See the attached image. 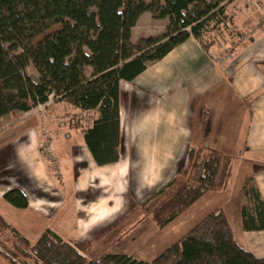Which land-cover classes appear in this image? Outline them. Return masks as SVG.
Returning <instances> with one entry per match:
<instances>
[{
    "label": "trees",
    "instance_id": "obj_1",
    "mask_svg": "<svg viewBox=\"0 0 264 264\" xmlns=\"http://www.w3.org/2000/svg\"><path fill=\"white\" fill-rule=\"evenodd\" d=\"M232 1L0 0V131L5 116L29 113L54 95L56 101L82 113L99 112L88 128L75 118L70 127L83 130L98 165L118 162L120 83L134 81L149 63L161 60L190 37L208 51L214 35L230 31L226 12ZM146 13L155 20L167 19V33L135 44L133 29ZM30 65L36 80L26 72ZM188 162L187 175L192 180H181L184 172L142 206L160 228L177 220L207 192L225 190L232 177V159L212 149L191 147ZM246 196L252 205L241 210L244 230L264 231L260 192L249 188ZM4 199L17 209L29 207L19 189L9 191ZM8 230L14 239L13 251L4 236ZM87 250L86 244L65 241L52 229H46L32 245L0 214V253L11 264H264V259L238 244L221 209L152 262L125 254L90 259Z\"/></svg>",
    "mask_w": 264,
    "mask_h": 264
},
{
    "label": "crops",
    "instance_id": "obj_2",
    "mask_svg": "<svg viewBox=\"0 0 264 264\" xmlns=\"http://www.w3.org/2000/svg\"><path fill=\"white\" fill-rule=\"evenodd\" d=\"M261 8H264V0H233L226 12L230 31L223 36L214 35L208 51L190 37L161 60L149 63L134 81L120 83L122 147L116 163L98 165L81 140L84 133L77 134L80 128L71 130L69 124L72 133L69 131L71 136L65 137L60 132L65 128L55 124L51 115L46 117L47 122L35 111L5 116L0 131V214L8 220L10 214L18 213L43 217L45 214L37 208L43 207L47 196L67 207L70 202H65L63 191L77 203L80 194L91 192L95 193L88 197L93 216L104 218L113 212L110 208L121 205L125 208L124 203L132 199L127 200L124 195L130 184L128 171H132L131 178L138 181L132 192L143 199L147 192L161 189L180 174L184 168L181 165L188 161L191 145L231 156L235 162H245L246 175L252 178L251 188L260 192L264 202ZM147 15L149 13L139 22ZM133 37L134 32L132 40ZM228 47L230 51L226 50ZM65 103L59 104L62 113L68 111L67 106L72 113L78 110ZM54 109L48 114L56 112ZM87 113L97 114L96 120L100 116L97 110ZM43 130L52 138L54 156L59 161L58 169H54L62 186L55 181L41 151L46 137ZM236 174L234 171L231 181ZM13 189L24 193L29 202L27 209H17L5 201L4 196ZM227 217L238 244L264 259V231H245L242 215L236 224ZM16 229L24 236L23 228Z\"/></svg>",
    "mask_w": 264,
    "mask_h": 264
},
{
    "label": "rangeland",
    "instance_id": "obj_3",
    "mask_svg": "<svg viewBox=\"0 0 264 264\" xmlns=\"http://www.w3.org/2000/svg\"><path fill=\"white\" fill-rule=\"evenodd\" d=\"M146 1L149 2L150 0ZM168 24L169 21L167 19L162 21L155 20L150 14L147 15L139 22L135 31H133V43L137 44L142 38L163 36L167 33ZM226 50L230 51L231 48L228 47ZM26 72L33 80H36L37 73L33 66L30 65ZM60 103L61 101H55L42 113L38 112V114L41 115V117L44 116L43 122H47L45 121L46 117L51 115L55 119V124L59 123L62 128H65L60 131L65 137L66 135H70V128L68 125L71 122L66 118L70 119L73 116L72 118L77 120L82 119L84 121V126L82 127L84 128H88L89 125H92L96 120L95 116L97 114L82 113L79 110L72 113V109H69L67 105L66 109L68 108V111H64V114L59 105ZM52 108H56L54 109L56 112L53 113L51 111V113L48 114V111ZM32 111L36 112V109ZM60 113H62V119H59L58 115ZM71 130H73V128ZM43 131L45 132L43 133L45 136L51 138L47 130ZM80 131L77 133L78 135L79 133H83L82 129H80ZM70 132L72 133V131ZM81 140L86 144L85 137H82ZM193 146L198 145H191L190 147ZM227 157L231 158L233 161L232 175L234 171L237 172L233 181H231L233 176L228 181L227 188L223 191L207 192L194 206L165 228H160L155 222L154 216L152 214H147L142 207L144 203L157 194L160 189L150 190L145 194V198L140 199L139 196L132 192L138 182L131 178L132 171H128L130 184L124 192L127 200L130 197L132 199L124 203L125 208H122V205L117 208H110L113 212L109 213L104 218H100L98 215L93 216L94 210L90 209L92 205L88 202V197L94 196L95 193L85 192L80 194V196L84 195V198L81 196L77 203L75 200L72 201L74 199L72 196L66 195L63 191L62 196L66 198L65 202H70L68 203L69 206L63 207L61 201L58 202L57 200L56 202L54 201L55 199H50L47 196L48 200H43V207L40 206L37 208L38 211L45 214L43 217L34 216L31 213L30 215L18 213L15 215L10 214L9 220L6 217L7 220H5L14 228H23L24 237L28 239L32 245L38 241L46 229H52L65 241L86 244L88 248L87 255L90 259H98L105 254H125L133 256L141 261L152 262L216 210H225L232 222L236 224L235 221L237 223L239 222V215H241L243 207H250L252 205L251 199L246 196V189L251 188L253 184L251 183L252 178L246 175L245 162L242 160L239 162L236 160L235 162L231 156ZM44 158L46 160L45 156ZM46 162L50 170L52 169L51 172L55 181H60V179H58V171H56L52 165H49L50 163L48 160ZM183 164L181 166H184V168H182L179 175L184 174V172H186V174L181 177V180H192L190 175H187V170H190L189 162L186 161L183 162ZM59 184L62 186L61 183ZM137 198H139V200ZM58 209H60L61 212H57ZM11 219H14L15 223L10 221ZM240 226L241 223L239 227ZM234 227L238 230L235 225ZM6 232L7 233L4 235L8 237V239H6V244L8 248H10L9 250L13 251L14 239L9 230ZM0 264H11L4 258L2 253H0Z\"/></svg>",
    "mask_w": 264,
    "mask_h": 264
},
{
    "label": "built area",
    "instance_id": "obj_4",
    "mask_svg": "<svg viewBox=\"0 0 264 264\" xmlns=\"http://www.w3.org/2000/svg\"><path fill=\"white\" fill-rule=\"evenodd\" d=\"M256 1H261V0H256ZM261 10H262V22L264 23V8H261ZM228 18H229V15H228ZM247 35L249 34L247 33ZM56 100L57 98L54 95H50L48 102L45 104L38 105V107L36 108V112L42 113L47 107L53 104V102H55ZM41 151L43 155L46 157V160L49 161L50 165H52V167L57 170L59 167V161L54 156L55 151H54V145H53L51 138L47 136L45 137L44 142L41 144Z\"/></svg>",
    "mask_w": 264,
    "mask_h": 264
}]
</instances>
